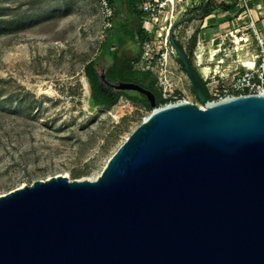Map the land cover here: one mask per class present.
I'll return each instance as SVG.
<instances>
[{
  "label": "water",
  "instance_id": "water-1",
  "mask_svg": "<svg viewBox=\"0 0 264 264\" xmlns=\"http://www.w3.org/2000/svg\"><path fill=\"white\" fill-rule=\"evenodd\" d=\"M154 110L95 179L56 176L0 196V264H264V95Z\"/></svg>",
  "mask_w": 264,
  "mask_h": 264
},
{
  "label": "rangeland",
  "instance_id": "rangeland-1",
  "mask_svg": "<svg viewBox=\"0 0 264 264\" xmlns=\"http://www.w3.org/2000/svg\"><path fill=\"white\" fill-rule=\"evenodd\" d=\"M245 2L192 0L189 13L177 21L186 20L175 28L174 38L209 88L214 76L232 77L240 70L248 52L258 54L261 42L250 29L249 11L257 15L264 38V0ZM115 3L119 10L114 27L129 16L122 10L123 0ZM207 3L211 14L206 17ZM104 23L97 0H0V196L56 176L71 180L98 176L154 111L126 97L110 106L91 107L92 88L85 69L93 60L108 63L102 55L107 39ZM234 31L239 40L229 37ZM167 36L165 30L155 53H166L160 43ZM140 52L139 43L129 41L120 56L135 58ZM170 62L179 98L202 106L176 54Z\"/></svg>",
  "mask_w": 264,
  "mask_h": 264
},
{
  "label": "built area",
  "instance_id": "built-area-1",
  "mask_svg": "<svg viewBox=\"0 0 264 264\" xmlns=\"http://www.w3.org/2000/svg\"><path fill=\"white\" fill-rule=\"evenodd\" d=\"M97 1L105 19L103 33L107 37L108 32L114 28L115 8L112 6L111 0ZM249 1L246 0L245 3ZM189 2H192V0H141L140 20L142 30L150 39L143 44L142 56L138 62L134 63V67L143 72L150 71L156 77L163 98V103L157 108H163L182 101L172 84L170 57L175 55V52L170 44L169 37L167 36L164 42L162 38L160 43L161 47L166 50L165 54L155 53V47L156 41L163 36L164 31L167 30L169 35L174 23L189 13L190 8L187 6ZM249 19L252 34L261 42L258 46V54L251 56L248 52L241 60L240 70H236L232 77H230L231 74L227 78H217V75L213 77L214 85L209 88L210 98L206 103L207 106L245 95H264V38H261L258 31L257 22L259 20L254 12L249 11ZM245 41L248 42L249 38ZM236 43L238 42L236 41ZM230 54L232 55L231 50H229ZM237 71H241V73L238 74ZM206 78L209 79V72L206 73ZM199 107L204 108L203 105ZM157 108L153 109L156 110Z\"/></svg>",
  "mask_w": 264,
  "mask_h": 264
},
{
  "label": "trees",
  "instance_id": "trees-1",
  "mask_svg": "<svg viewBox=\"0 0 264 264\" xmlns=\"http://www.w3.org/2000/svg\"><path fill=\"white\" fill-rule=\"evenodd\" d=\"M111 4L117 8L115 0H111ZM140 4L141 0H125L122 10L125 8L129 15L128 19L125 22L120 23V27L116 28L115 26L113 30L109 31L107 39L102 45V55L105 59H107V65L103 66L100 61L93 60L86 66L85 73L92 88V96L90 99L92 108L98 106H110L117 102L121 97H126L130 100H133L134 102L141 103L148 109L152 108L146 97L138 92H119L107 87L101 80V75L103 73L105 74L108 82H127L138 84L154 93L157 106L163 103L162 94L160 90L156 88L157 79L154 74L150 71L143 72L137 70L134 67V63L140 60L142 52L138 53L135 58H123L120 56V50L124 49L129 41L139 43L140 47L142 48L143 44L150 39L149 36L142 30V23L140 20ZM208 6L209 3H207L206 7L204 8V15L206 17L211 14L210 11L207 10ZM231 9H235V7L228 8V10ZM117 12L118 11L115 10V16ZM134 21L138 23L133 25L132 23ZM176 42L179 47L186 52L185 48L180 44V42ZM115 47H117L116 50H112ZM177 61L187 74L182 61L179 58H177ZM101 70L103 73L100 72ZM198 78L203 85L204 91L209 99L210 94L208 88L206 87V83L203 81L201 76H198ZM192 87L195 96L198 98L199 96L197 90L193 84Z\"/></svg>",
  "mask_w": 264,
  "mask_h": 264
},
{
  "label": "flooded vegetation",
  "instance_id": "flooded-vegetation-1",
  "mask_svg": "<svg viewBox=\"0 0 264 264\" xmlns=\"http://www.w3.org/2000/svg\"><path fill=\"white\" fill-rule=\"evenodd\" d=\"M116 48L117 47H115L114 48V50H116ZM188 56V55H187ZM188 59H189V62H190V65L192 66V69H193V71H194V73H195V75L198 77V76H201L200 75V72H199V69L196 67V65H195V63H194V61L188 56ZM199 79V78H198ZM204 81V80H203ZM192 82V81H191ZM205 83H206V87L208 88V91H209V84L206 82V81H204ZM110 83V82H109ZM111 84H114V83H111ZM192 84H193V82H192ZM194 85V84H193ZM107 87H109V88H112L110 85H106ZM113 89V88H112ZM126 92H134V91H126ZM199 98V97H198ZM197 98V99H198ZM199 101H200V98L198 99ZM201 102V101H200Z\"/></svg>",
  "mask_w": 264,
  "mask_h": 264
},
{
  "label": "bare ground",
  "instance_id": "bare-ground-1",
  "mask_svg": "<svg viewBox=\"0 0 264 264\" xmlns=\"http://www.w3.org/2000/svg\"><path fill=\"white\" fill-rule=\"evenodd\" d=\"M229 37H233V38L238 39V31H234V32L230 33ZM238 40H239V39H238ZM238 42H240V41H238ZM198 59H199V60H198V64L201 65V64H202V56H199ZM203 71H204L205 73L208 72L207 69H204ZM127 138H128V137H127ZM127 138H126V139H127ZM126 139H125V140H126ZM108 161H109V160H108ZM107 163H108V162H107ZM100 174H101V173H100ZM100 174H99V175H100ZM99 175H98V176H99ZM98 176H96V177H91V178H88V179H90V180H95Z\"/></svg>",
  "mask_w": 264,
  "mask_h": 264
},
{
  "label": "crops",
  "instance_id": "crops-1",
  "mask_svg": "<svg viewBox=\"0 0 264 264\" xmlns=\"http://www.w3.org/2000/svg\"><path fill=\"white\" fill-rule=\"evenodd\" d=\"M198 1V0H197ZM124 2H125V0H123V4H124ZM115 8V10H119L118 8H116V7H114ZM255 16H257L256 14H255ZM116 26V25H115ZM118 27H120V25L119 26H116V28H118ZM128 44V43H127Z\"/></svg>",
  "mask_w": 264,
  "mask_h": 264
}]
</instances>
